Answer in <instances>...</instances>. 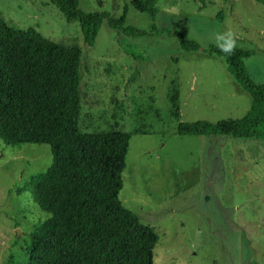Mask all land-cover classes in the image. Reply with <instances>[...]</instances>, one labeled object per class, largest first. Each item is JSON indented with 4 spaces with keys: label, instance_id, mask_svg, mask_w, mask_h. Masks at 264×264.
I'll return each mask as SVG.
<instances>
[{
    "label": "rangeland",
    "instance_id": "rangeland-1",
    "mask_svg": "<svg viewBox=\"0 0 264 264\" xmlns=\"http://www.w3.org/2000/svg\"><path fill=\"white\" fill-rule=\"evenodd\" d=\"M78 4L110 17L127 5L124 26L148 35H125L104 21L88 47L78 23L67 22L52 0H0V20L81 46L78 124L86 132L131 133L118 198L158 235L153 264H264V140L176 132L178 121L216 122L247 112L249 95L222 58L205 50L231 44L252 52L245 69L264 84V3L156 0L154 19L129 0ZM174 32L200 49H182ZM172 85L177 119L168 108ZM50 162L46 144L0 139V264H27L29 233L47 214L25 186Z\"/></svg>",
    "mask_w": 264,
    "mask_h": 264
},
{
    "label": "trees",
    "instance_id": "trees-1",
    "mask_svg": "<svg viewBox=\"0 0 264 264\" xmlns=\"http://www.w3.org/2000/svg\"><path fill=\"white\" fill-rule=\"evenodd\" d=\"M52 1L67 22L78 23L88 47L95 44L104 21L125 35H148L124 26L127 5L118 17H110L84 12L78 0ZM129 2L154 19L156 0ZM174 34L182 49H200L181 33ZM205 52L222 58L229 75L249 95V109L236 119L178 121L176 132L264 140V84L252 81L244 66L252 52H225L215 46ZM81 53L77 43L55 42L34 28L22 30L0 20V139L11 146L46 144L51 154L46 170L32 175L25 186L47 214L29 233L27 264H153L158 235L118 198L131 133L79 127ZM167 99L169 114L177 119L176 85Z\"/></svg>",
    "mask_w": 264,
    "mask_h": 264
},
{
    "label": "clouds",
    "instance_id": "clouds-1",
    "mask_svg": "<svg viewBox=\"0 0 264 264\" xmlns=\"http://www.w3.org/2000/svg\"><path fill=\"white\" fill-rule=\"evenodd\" d=\"M222 50L225 51V52H230L231 51V44L223 47Z\"/></svg>",
    "mask_w": 264,
    "mask_h": 264
}]
</instances>
